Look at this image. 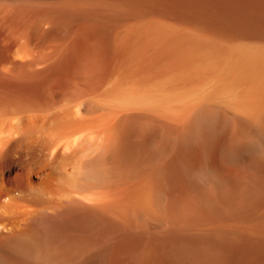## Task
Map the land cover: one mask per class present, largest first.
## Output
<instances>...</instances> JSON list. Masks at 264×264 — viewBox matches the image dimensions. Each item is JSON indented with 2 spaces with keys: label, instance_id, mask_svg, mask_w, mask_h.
Segmentation results:
<instances>
[{
  "label": "bare ground",
  "instance_id": "6f19581e",
  "mask_svg": "<svg viewBox=\"0 0 264 264\" xmlns=\"http://www.w3.org/2000/svg\"><path fill=\"white\" fill-rule=\"evenodd\" d=\"M0 264H264V0H0Z\"/></svg>",
  "mask_w": 264,
  "mask_h": 264
}]
</instances>
